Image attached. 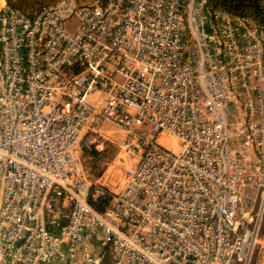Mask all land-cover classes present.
Segmentation results:
<instances>
[{
	"label": "built area",
	"instance_id": "built-area-1",
	"mask_svg": "<svg viewBox=\"0 0 264 264\" xmlns=\"http://www.w3.org/2000/svg\"><path fill=\"white\" fill-rule=\"evenodd\" d=\"M107 123L131 161L114 189L82 160ZM107 258L264 264V22L211 0H0V264Z\"/></svg>",
	"mask_w": 264,
	"mask_h": 264
},
{
	"label": "trees",
	"instance_id": "trees-1",
	"mask_svg": "<svg viewBox=\"0 0 264 264\" xmlns=\"http://www.w3.org/2000/svg\"><path fill=\"white\" fill-rule=\"evenodd\" d=\"M58 0H6L8 5L16 8L26 15L32 17L35 16L44 6L52 5ZM211 3L215 8L228 10L238 15L252 16L260 22H264V11L259 5L257 0H211ZM105 153L90 151L85 148L82 150V160L87 171L88 177L96 182L100 176V172H94L97 168V163L105 159ZM89 160L90 166L87 169L85 162ZM109 203V200L105 201L95 207L98 210H103Z\"/></svg>",
	"mask_w": 264,
	"mask_h": 264
},
{
	"label": "rangeland",
	"instance_id": "rangeland-1",
	"mask_svg": "<svg viewBox=\"0 0 264 264\" xmlns=\"http://www.w3.org/2000/svg\"><path fill=\"white\" fill-rule=\"evenodd\" d=\"M103 138H99L98 136L89 135L88 139H96L99 142L103 143V151L101 153H105V159L101 160L97 163V168H95L94 172L101 171V177L105 175L106 177V185L110 189H114L119 182L121 175L124 173L126 168L131 166V161L128 156L123 154L120 150V143L123 139V133L119 131L112 124H105L103 126ZM99 139V140H98ZM87 169L90 166L89 160L87 159L85 162ZM89 170V169H88ZM105 264H109V259L107 258Z\"/></svg>",
	"mask_w": 264,
	"mask_h": 264
}]
</instances>
